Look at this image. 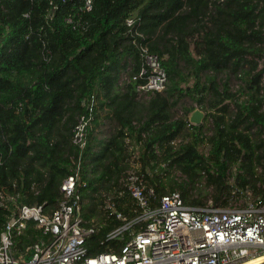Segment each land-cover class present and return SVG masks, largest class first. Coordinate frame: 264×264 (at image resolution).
<instances>
[{
  "label": "trees",
  "instance_id": "16d2710c",
  "mask_svg": "<svg viewBox=\"0 0 264 264\" xmlns=\"http://www.w3.org/2000/svg\"><path fill=\"white\" fill-rule=\"evenodd\" d=\"M84 4L0 0V194L52 214L79 165L84 225L97 227L89 257L118 254L129 240V231L109 238L124 223L104 200L137 217L123 182L135 166L153 209L173 192L197 209L226 208L248 190L264 199V0ZM143 46L166 72L162 92L139 91L149 76L139 78ZM92 98L81 149L74 132ZM196 108L207 115L200 125L189 121ZM15 207H0V244ZM46 238L29 222L15 251Z\"/></svg>",
  "mask_w": 264,
  "mask_h": 264
},
{
  "label": "built area",
  "instance_id": "2783aa9c",
  "mask_svg": "<svg viewBox=\"0 0 264 264\" xmlns=\"http://www.w3.org/2000/svg\"><path fill=\"white\" fill-rule=\"evenodd\" d=\"M95 0H85L84 11L92 10ZM135 20H127L129 27ZM145 65L139 78L148 76L139 91L162 92L166 86V72L161 61L140 47ZM94 98L90 114L81 117L75 132L74 143L81 149L86 146L87 128L92 119ZM80 166L61 186L63 196L59 208L47 214L43 206L18 205L19 196L0 194V207L9 208L15 203L11 216L1 234L0 264H264V199L250 198L247 205L237 208L233 201L226 208L209 201L203 209L188 207L179 192L161 198L153 209V189L148 188L137 167L130 169L123 182L133 200L137 217L130 221L123 215L111 196H105V210L124 225L109 234L110 239L121 237L129 231L130 238L120 253H103L87 256L86 239L95 234L96 226L86 227L81 214L80 195L76 188ZM252 195L251 191H247ZM29 222L42 230L46 239H40L15 251V237L23 234ZM140 225V230L133 227Z\"/></svg>",
  "mask_w": 264,
  "mask_h": 264
},
{
  "label": "water",
  "instance_id": "95a60500",
  "mask_svg": "<svg viewBox=\"0 0 264 264\" xmlns=\"http://www.w3.org/2000/svg\"><path fill=\"white\" fill-rule=\"evenodd\" d=\"M205 117H206V112L201 110L200 108H196L189 115V121L193 125H200L204 122Z\"/></svg>",
  "mask_w": 264,
  "mask_h": 264
},
{
  "label": "rangeland",
  "instance_id": "374dc122",
  "mask_svg": "<svg viewBox=\"0 0 264 264\" xmlns=\"http://www.w3.org/2000/svg\"><path fill=\"white\" fill-rule=\"evenodd\" d=\"M261 64L263 65V61H261ZM262 85L264 86V80L262 81ZM190 105H191L190 101L187 100V101H186V106H190ZM180 114H183V113H182V110H181ZM206 116H207V115H206ZM205 118H206V117H205ZM204 120H205V119H204ZM251 197L254 198L252 195H248V194H247V198L242 196V197L239 199V201H238L237 203H234V204H237V205H236L237 208H242V207H244L245 205H247V203L250 201L249 199H250Z\"/></svg>",
  "mask_w": 264,
  "mask_h": 264
}]
</instances>
